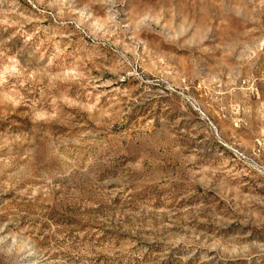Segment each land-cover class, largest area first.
<instances>
[{"label": "rangeland", "instance_id": "obj_1", "mask_svg": "<svg viewBox=\"0 0 264 264\" xmlns=\"http://www.w3.org/2000/svg\"><path fill=\"white\" fill-rule=\"evenodd\" d=\"M264 0H0V264H264Z\"/></svg>", "mask_w": 264, "mask_h": 264}, {"label": "built area", "instance_id": "obj_2", "mask_svg": "<svg viewBox=\"0 0 264 264\" xmlns=\"http://www.w3.org/2000/svg\"><path fill=\"white\" fill-rule=\"evenodd\" d=\"M263 48H264V46H263ZM263 76H264V72H263Z\"/></svg>", "mask_w": 264, "mask_h": 264}]
</instances>
